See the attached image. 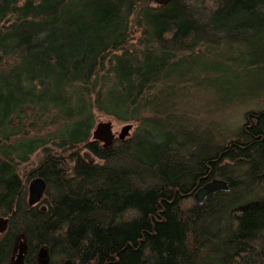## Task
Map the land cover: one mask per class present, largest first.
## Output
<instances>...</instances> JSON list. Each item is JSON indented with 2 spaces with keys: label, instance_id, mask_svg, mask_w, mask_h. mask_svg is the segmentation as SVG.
I'll list each match as a JSON object with an SVG mask.
<instances>
[{
  "label": "trees",
  "instance_id": "16d2710c",
  "mask_svg": "<svg viewBox=\"0 0 264 264\" xmlns=\"http://www.w3.org/2000/svg\"><path fill=\"white\" fill-rule=\"evenodd\" d=\"M261 97L264 0H0V264H264Z\"/></svg>",
  "mask_w": 264,
  "mask_h": 264
},
{
  "label": "water",
  "instance_id": "95a60500",
  "mask_svg": "<svg viewBox=\"0 0 264 264\" xmlns=\"http://www.w3.org/2000/svg\"><path fill=\"white\" fill-rule=\"evenodd\" d=\"M170 0H152L153 3L158 5H163ZM130 124L124 125L120 132L115 135L112 130V123L110 121L107 122H99L96 123L92 132L91 137L93 140H96L102 144L103 147L110 146L115 139L123 140L128 135L129 130L131 129ZM83 156L89 161H93V158L87 153L84 152ZM45 190V182L41 178H35L29 183V201L33 203L43 195V191ZM228 183L225 180L221 179H213L210 182H207L202 187H200L195 193L194 197L198 204H201L204 199L213 193L218 191H228ZM7 225V219L0 217V233L3 232ZM24 250V245L20 242V249L16 256L14 264H21L22 253ZM65 264H71L70 261L65 262Z\"/></svg>",
  "mask_w": 264,
  "mask_h": 264
},
{
  "label": "flooded vegetation",
  "instance_id": "af4514ba",
  "mask_svg": "<svg viewBox=\"0 0 264 264\" xmlns=\"http://www.w3.org/2000/svg\"><path fill=\"white\" fill-rule=\"evenodd\" d=\"M29 183H28L27 189H26V196H25V202H24L25 203L24 204L25 207H28V208L29 207L30 208L37 207V208H40V209H44L45 208V205H46V203H45L46 202L45 201L46 200V197H44V191L45 190L43 191V195L39 198V200H37V201H35L33 203H30V201H29ZM10 216L11 215H7V216L0 215V217H3V218H6L7 219L6 228H5V230L3 232L0 233V238L4 235V233L6 232V230L8 228L9 221H10ZM18 235L22 236V238H23V235L22 234L18 233L16 236H18ZM20 242H22L23 245H24V250H23V253H22L21 264H47V261L49 259V253L47 252V250L44 247H41L39 249V251L36 253L34 262L28 263V261H27L28 258H27V255H26V245H25V242H24V238ZM20 242L18 244L17 252L14 254V256L12 255L13 253L11 254L9 264H14L15 259H16V256H17V254L19 252V249H20ZM14 246H15V243H14Z\"/></svg>",
  "mask_w": 264,
  "mask_h": 264
},
{
  "label": "rangeland",
  "instance_id": "374dc122",
  "mask_svg": "<svg viewBox=\"0 0 264 264\" xmlns=\"http://www.w3.org/2000/svg\"><path fill=\"white\" fill-rule=\"evenodd\" d=\"M260 99H262V100H255V101H253V99H247L246 102L244 103V105L241 106V107H239L234 112V114H233V122L235 120H237V119H240V123L236 127H238V126L240 127L243 124V121H244V120L242 121L243 117L239 113L240 110L244 111V113H245L247 111V109L250 108L251 106H253L255 108L260 107V106H263L264 105V101H263L264 99H263V97H261ZM196 104L199 105L198 102ZM107 121H110L112 123V130L115 133V135H117L120 132L121 128L124 125H126V124H130L132 126L131 129L129 130L128 135L126 137H129V135H131L133 133V131L135 130V123H131V122L130 123H127V122H119V121H116L115 119H113L112 117H109V116H106V115H98L97 116L96 123H99V122H107ZM21 240H23L22 236L18 235L17 238H16V241H15V246H14L13 251H12V253H13L12 255L13 256L17 252L18 244H19V242Z\"/></svg>",
  "mask_w": 264,
  "mask_h": 264
}]
</instances>
